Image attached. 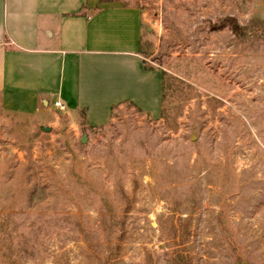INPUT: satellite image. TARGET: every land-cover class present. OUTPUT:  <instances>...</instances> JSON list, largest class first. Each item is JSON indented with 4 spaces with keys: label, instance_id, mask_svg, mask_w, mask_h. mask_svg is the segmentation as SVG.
Masks as SVG:
<instances>
[{
    "label": "rangeland",
    "instance_id": "obj_1",
    "mask_svg": "<svg viewBox=\"0 0 264 264\" xmlns=\"http://www.w3.org/2000/svg\"><path fill=\"white\" fill-rule=\"evenodd\" d=\"M119 1L160 114L0 105V264H264V0Z\"/></svg>",
    "mask_w": 264,
    "mask_h": 264
},
{
    "label": "crops",
    "instance_id": "obj_2",
    "mask_svg": "<svg viewBox=\"0 0 264 264\" xmlns=\"http://www.w3.org/2000/svg\"><path fill=\"white\" fill-rule=\"evenodd\" d=\"M146 12L121 1L0 0V105L55 109L89 125L131 104L160 114L162 75L140 53Z\"/></svg>",
    "mask_w": 264,
    "mask_h": 264
},
{
    "label": "trees",
    "instance_id": "obj_3",
    "mask_svg": "<svg viewBox=\"0 0 264 264\" xmlns=\"http://www.w3.org/2000/svg\"><path fill=\"white\" fill-rule=\"evenodd\" d=\"M113 1H117V0H100L101 3H108V2H113ZM228 24H229V27L231 28V30L233 31V33L239 37V38H243L245 39V37L247 36V34L244 36L245 34V31H244V28L239 26V24H237V22L235 21L234 18L232 17H228L225 19ZM257 34H260L259 32ZM142 55V54H141ZM146 63L144 62V65ZM146 66V65H145ZM162 85H163V79H162ZM78 118H79V121L80 122H85L86 118H85V112L83 110H81L78 114Z\"/></svg>",
    "mask_w": 264,
    "mask_h": 264
},
{
    "label": "built area",
    "instance_id": "obj_4",
    "mask_svg": "<svg viewBox=\"0 0 264 264\" xmlns=\"http://www.w3.org/2000/svg\"><path fill=\"white\" fill-rule=\"evenodd\" d=\"M52 106L54 108L59 109L60 111H62L64 109V104H62L60 101H54Z\"/></svg>",
    "mask_w": 264,
    "mask_h": 264
},
{
    "label": "water",
    "instance_id": "obj_5",
    "mask_svg": "<svg viewBox=\"0 0 264 264\" xmlns=\"http://www.w3.org/2000/svg\"><path fill=\"white\" fill-rule=\"evenodd\" d=\"M44 131H49V128L48 127H43L42 128ZM85 139H82V141H84Z\"/></svg>",
    "mask_w": 264,
    "mask_h": 264
}]
</instances>
